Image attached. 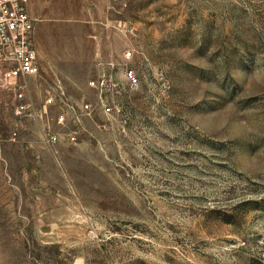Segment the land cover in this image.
Returning a JSON list of instances; mask_svg holds the SVG:
<instances>
[{"label":"rangeland","instance_id":"374dc122","mask_svg":"<svg viewBox=\"0 0 264 264\" xmlns=\"http://www.w3.org/2000/svg\"><path fill=\"white\" fill-rule=\"evenodd\" d=\"M30 7L21 117L0 61V264H264V0Z\"/></svg>","mask_w":264,"mask_h":264},{"label":"built area","instance_id":"2783aa9c","mask_svg":"<svg viewBox=\"0 0 264 264\" xmlns=\"http://www.w3.org/2000/svg\"><path fill=\"white\" fill-rule=\"evenodd\" d=\"M31 0H0V61L3 63V76L7 81V90L14 96L13 112L16 117H21L28 111V104L21 89V84L16 81L24 76H34L40 72V62L37 50L33 44L35 19L31 14ZM125 78L129 87L138 86V77L134 69L127 68ZM105 80L100 83L92 82L98 88H102ZM53 97L47 99L52 103ZM88 108V105L85 106ZM106 111H111L106 106ZM57 124L65 122V114H59ZM68 137L75 140V132ZM59 139L56 131L46 133L48 143H55Z\"/></svg>","mask_w":264,"mask_h":264}]
</instances>
